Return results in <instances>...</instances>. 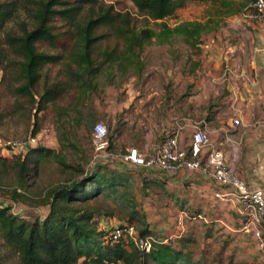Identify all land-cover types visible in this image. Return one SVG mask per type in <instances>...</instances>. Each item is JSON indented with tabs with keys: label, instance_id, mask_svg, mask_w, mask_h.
<instances>
[{
	"label": "rangeland",
	"instance_id": "1",
	"mask_svg": "<svg viewBox=\"0 0 264 264\" xmlns=\"http://www.w3.org/2000/svg\"><path fill=\"white\" fill-rule=\"evenodd\" d=\"M36 1L0 0V4H11L15 9L13 18L0 32V48L5 51L4 64L0 66V202H12L11 192L18 189L25 198L13 202L12 213L28 221L48 214V208L42 204L47 190L80 179V173L75 171L77 166L88 172L97 166L118 167L116 160L90 166L93 155L91 135L97 123H103L107 129L111 142L108 152L122 157L128 154V146L139 145L146 139L157 142L165 130V116L169 113L173 118V128L176 123L189 119L187 110L197 102H201V111L207 109L209 114L214 108H223L227 88L234 85V76L240 74L242 68L247 73L256 71L258 75H264V18L251 16L245 10L223 18L219 28L203 34L200 51L191 49L180 37H173L169 43L162 44L153 38L140 55L141 72L104 64L92 79L93 91L83 95L71 82V75L77 70L73 62L76 53L74 31L56 19L58 47L39 45L38 48L40 52L57 56L59 61L41 70V80L34 94L39 99L43 89L54 84L64 90L56 101L47 103L45 110L37 114L26 98L15 94L20 85L17 69L20 60L3 42L6 34L19 35L22 24L30 26V15ZM63 1H69L71 7H75L73 0ZM231 1L236 9L242 2ZM107 10L119 15V20L126 17L135 32L148 29L157 35L162 30L161 23L174 28L180 23L212 24L211 20L219 19L217 5L211 3H188L172 18L153 22L141 15L129 0H98L95 6L81 7L77 21L96 18ZM95 37L99 40L93 48V59L98 60L104 51L119 54L124 48L122 40L106 28L98 29ZM201 91H217L219 95L209 93L202 97ZM188 100H191L189 104ZM35 124L38 126L37 134H33ZM30 136L37 139V145L31 149L47 150L45 157L15 146ZM23 162L26 163L24 172L21 171ZM133 168L129 170L134 181L137 209L149 228L155 230L153 220L162 218L164 212L170 219H175L180 212L193 214V211L172 203L170 194L157 185L148 184L146 196L141 195L143 172ZM21 174L22 179L19 177ZM86 205L101 213L95 218L100 231L128 223V220H123L125 212L101 197ZM132 223L140 228L137 221ZM221 232L218 229L209 232L199 220L190 219L186 221L180 237L174 234L176 239L172 243L175 248H180L177 241H185L186 250L202 264L256 263L257 259L253 260L231 236ZM149 236L158 239L157 232H151Z\"/></svg>",
	"mask_w": 264,
	"mask_h": 264
},
{
	"label": "trees",
	"instance_id": "2",
	"mask_svg": "<svg viewBox=\"0 0 264 264\" xmlns=\"http://www.w3.org/2000/svg\"><path fill=\"white\" fill-rule=\"evenodd\" d=\"M129 1L141 15L153 22L172 18L188 3L217 5L219 19L211 20L212 24L180 23L174 28L161 23L162 30L157 35L148 29L135 32L130 28L126 17L119 20V15L112 14L109 10L101 12L96 18L88 17L77 21L81 7L95 6L98 0H73L75 7H71L69 1L38 0L34 2L30 26L22 24L19 35L4 36L3 42L8 50L20 60L17 68L20 85L15 94L26 98L38 114L45 110L47 103L56 101L63 92V88L54 84L50 88H44L39 99L34 94L41 80V70L59 61L57 56L40 52L38 48L39 45L53 49L58 47L54 26L56 19L69 25L74 31L76 53L73 62L77 70L73 71L71 82L85 95L93 91L92 79L102 65L109 64L111 67L141 72L143 66L140 55L153 38L162 44L169 43L173 37H180L191 49L200 51V38L203 34L215 31L223 18L244 12L256 0H242L237 9L233 7L231 0ZM14 11L11 4H0V32L13 18ZM100 28L108 29L113 36L122 40L124 48L119 54L104 51L96 60L93 59V48L99 40V37H95V32ZM4 52L0 48V66L4 64ZM8 64L11 65L12 62ZM37 132L38 126L35 124L33 134ZM30 151L42 157L48 153L42 148ZM21 169L22 172L26 169L25 162L21 164ZM75 171L80 173V179L68 185H57L45 192L42 204L48 208V214L44 218L25 220L12 213V206H5V202H0V264H202L186 250L185 241H177L181 247L175 248L172 242L165 244L157 240L149 253L140 251L131 243L127 248L122 243L105 242L107 230L100 231L95 221L101 213L86 205L99 197L125 212L123 220H128V224L137 221L140 224L137 229L139 237L151 234L145 217L137 209L132 173L126 169H109L103 166H97L90 172L77 166ZM19 177L22 179V174ZM150 183L153 181L141 178V195L146 196L145 189ZM19 198L25 197L18 189L12 190L11 203L18 202Z\"/></svg>",
	"mask_w": 264,
	"mask_h": 264
},
{
	"label": "crops",
	"instance_id": "3",
	"mask_svg": "<svg viewBox=\"0 0 264 264\" xmlns=\"http://www.w3.org/2000/svg\"><path fill=\"white\" fill-rule=\"evenodd\" d=\"M243 69L245 68L240 70V74L234 76L236 79L234 85L227 88L228 93L224 97L223 104L225 105L223 108H214L210 114L207 109L201 111V102H197L195 106L188 108L187 116L189 119L185 121L187 128L180 135V144L188 143L194 128L203 129L210 133L213 145L220 148L225 157L231 160L233 151L227 141L238 142L240 149L234 160L236 175L251 188L264 191V75H258L255 70V73H247ZM209 93L214 96L219 95L217 91L200 92L202 97ZM190 102L191 100H188V104ZM239 116L242 126L234 128L232 121ZM199 117H201L200 120H197L196 118ZM172 125L173 118L169 113L165 116V130H162L157 142L146 139L144 143L139 145L128 146L127 153L136 149L144 155L151 154L153 149L162 141L164 133L171 129ZM131 167L134 166L128 165L127 167L124 164H119L118 167L114 168L129 170ZM133 169H140L143 172V177L153 181L150 184L157 185L168 192L170 194L169 200L172 203L180 208L193 211V214L183 212L188 216L187 220H199L207 226L209 232L214 229L222 230L221 234L231 236L239 246L252 256L253 260L258 259L260 253L256 242L251 233L244 229V222L239 215V203L223 198L224 191L211 179L200 173L183 171L170 176L160 171L144 172L139 167ZM192 195H195L197 199L188 198ZM193 201L198 204L193 203ZM161 217L154 218L155 230L152 228L149 230L157 232V240L161 243H171L173 239H176L174 236L177 232L175 219L168 218L166 212ZM165 234L169 235L166 236Z\"/></svg>",
	"mask_w": 264,
	"mask_h": 264
},
{
	"label": "built area",
	"instance_id": "4",
	"mask_svg": "<svg viewBox=\"0 0 264 264\" xmlns=\"http://www.w3.org/2000/svg\"><path fill=\"white\" fill-rule=\"evenodd\" d=\"M247 11V14L251 16L257 15L264 18V0H256ZM232 126L234 128L242 126L240 116L233 119ZM186 128L185 121L176 123L173 128L164 133L162 141L149 155L133 149L127 155L117 157L108 152L109 140L105 125L97 123L91 135L93 155L90 166L94 167L96 163L106 164L116 160L119 164H132L144 172L160 171L174 176L184 171L200 173L208 177L224 191L223 198L239 203L238 210L244 222V229L251 233L260 253L255 264H264V191L251 188L236 175L234 160L239 153L240 144L232 140L227 141L233 151V157L229 160L220 148L213 145L210 133L203 129L194 128L188 143L181 145L180 135ZM36 145L37 139L34 136L15 144L16 147L24 150ZM5 206L14 207L11 202H5ZM187 219L188 216L183 212L175 217L176 233L179 237L184 232ZM104 241L122 243L126 247L131 243L140 251L149 253L157 239L151 236L139 237L136 225L127 223L108 229Z\"/></svg>",
	"mask_w": 264,
	"mask_h": 264
}]
</instances>
